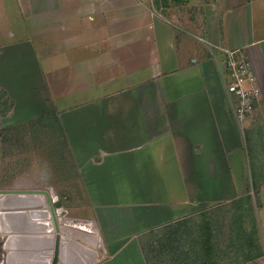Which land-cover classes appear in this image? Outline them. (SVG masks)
Instances as JSON below:
<instances>
[{
    "label": "crops",
    "instance_id": "obj_1",
    "mask_svg": "<svg viewBox=\"0 0 264 264\" xmlns=\"http://www.w3.org/2000/svg\"><path fill=\"white\" fill-rule=\"evenodd\" d=\"M201 2L203 34L197 28L184 30L177 18L164 17L149 0H0L4 95L12 105L21 97L37 113L51 105L49 87L57 84L64 88L57 97L64 99L53 103L51 117L58 119L66 136H82L84 145L96 142L101 153L94 157L97 167L107 170L104 159H116L110 156L113 152L150 158L160 169L162 196L155 203L165 197L170 208L157 205L155 211L161 214L142 219L147 226L200 212L197 206H204L199 203L204 200L189 186L186 168H202V176H210V169L224 170L215 183L242 188L264 184V0ZM236 48L247 54L261 88L256 108L242 126L218 70L226 49ZM84 71L90 74L87 79ZM163 77H171L172 97L163 92ZM67 106L72 107L74 124L62 114ZM109 120L121 122L120 127L113 129ZM143 121L154 122V128L140 127ZM104 169L88 188L93 189L94 207H99L95 192L111 197L102 203V219L111 223L107 219L117 197L109 194L121 191L124 180L118 177L122 181L113 183L117 176L105 172L109 178L103 177ZM166 215L171 219L157 223ZM136 220L133 231L140 227ZM104 227L109 256L92 264H148L142 244L120 239L130 231L108 232L109 226ZM0 237L4 242L7 235ZM187 242L189 246L191 240Z\"/></svg>",
    "mask_w": 264,
    "mask_h": 264
},
{
    "label": "rangeland",
    "instance_id": "obj_2",
    "mask_svg": "<svg viewBox=\"0 0 264 264\" xmlns=\"http://www.w3.org/2000/svg\"><path fill=\"white\" fill-rule=\"evenodd\" d=\"M149 3L164 17L177 18L178 25L184 30L197 28L203 34L205 10L201 0H149ZM223 61L221 57L218 62L221 81ZM85 71L84 78L87 79L90 74ZM170 79L171 77H163L162 87L164 94H167L166 98L172 97L168 89ZM56 85L52 84L49 87L51 96L47 97L53 100L51 105H47L44 111L38 110L37 113H33L34 108L26 104L21 97L17 98V104L12 105L11 100L0 88V189H47L51 200L58 201L54 209L58 221L64 226L62 260L58 264H81L79 260L82 264H92L105 255L109 256L105 238V235L108 237V233L104 225L109 226L108 232L115 229L118 233L120 229L130 231L128 236L120 239H124L128 244L135 241L142 244L147 250L149 264H182L180 257L185 260V256L177 257L181 252L178 251L182 248L175 251L169 247L163 248L162 242L156 241L155 237L148 233L149 230L162 227L163 224L152 227L154 223L147 226L145 220H142L143 218L153 220L158 213L161 214L160 210L155 211L157 205L159 209L170 208L168 198L164 197V201L160 203H155L154 200L162 196L160 169L153 167L150 158L144 161L140 159L139 153H135V157L131 153L130 158L128 152L111 153V157L118 156L116 159L111 158V161L105 158L103 164H106L107 170L101 168L102 165L97 167L94 157H100L101 153L95 148L96 142L92 146L90 143L84 145L82 136L75 134L66 136L58 119L51 117L56 111L52 109L53 103L64 99L57 97L64 92V88L60 89ZM58 90H61L60 94ZM23 101L20 108L19 103ZM71 108L70 106L62 108L64 109L62 114L72 119L71 122L74 124V117L69 116L73 114ZM169 108L173 113L172 102ZM109 121L113 129L120 127L121 122ZM140 127L154 128V122L143 121ZM100 169H104L100 175L103 173L102 176L105 178H109L106 176L107 173L117 176L113 183L124 180L119 188H122L121 191L115 192L112 189L109 194L117 197L112 199L107 219L112 221L111 223L105 222L102 214L104 213L102 203L111 197L105 199L95 192V202L99 207H94L91 203L93 189L90 190L88 187L96 180ZM183 171L188 172L187 180L189 186L196 190V196L204 200L199 202L204 206L198 205L197 209L206 212H196L190 216L192 219L188 223L189 234H184L181 240L188 241L196 236L198 244L205 238L210 243L208 251L199 248L201 252L198 250L197 253H191L185 264H264V184L248 183L242 188L215 183L220 174L223 175L224 170L219 168L210 169V176H202L203 169L197 167L186 168ZM251 172L253 174L256 170L251 169ZM235 195L241 197L237 202H231ZM241 208L244 209L242 214ZM25 214L0 213V226L3 229L10 228V233L13 229L17 236L27 234L29 237L24 238L31 241L28 242V247H23L21 244L19 246L18 238L10 248H4L0 237V264L18 263L15 257L17 254L22 256L23 252H29V255L26 259H19L18 264H44L42 254L44 250H49L50 242L48 238L40 239V236L46 233L44 232L46 227L42 228L43 223L40 222L32 223ZM166 216L159 218L157 223L171 219V216ZM136 219L140 221V227L139 230L133 231ZM93 228L100 237L94 238L96 233ZM244 228L248 236L242 235ZM0 231L4 234L8 232L1 228ZM3 233L1 236H4ZM182 250L185 251L186 247ZM6 254L9 260H5Z\"/></svg>",
    "mask_w": 264,
    "mask_h": 264
},
{
    "label": "water",
    "instance_id": "obj_3",
    "mask_svg": "<svg viewBox=\"0 0 264 264\" xmlns=\"http://www.w3.org/2000/svg\"><path fill=\"white\" fill-rule=\"evenodd\" d=\"M57 204L58 201L53 202L51 200L50 193L47 189H0V213H26L25 215L32 223L36 224L40 222L43 223V228L46 227L44 228V232L46 233H42V236H40V239L48 238L50 242L49 250H44V254H42L44 264H58L62 260V242L64 237L62 232L64 226H62V224L57 219V215L54 209V205ZM33 209H38L37 211L40 213V215L34 216ZM38 217H40V219L36 220ZM6 231H8V235L3 242L4 248H10V246L14 244L16 239L18 241V238L19 246L21 244V246L23 247H28V242H31L28 240V238H24V236L29 237L27 234H20V236H17L18 234H15L16 231H13V229L11 231L12 233H10V228L6 229ZM94 238H97V235H94ZM32 243L35 244L34 241H32ZM39 243L43 244L42 242ZM28 255L29 252H23L22 256L20 254H17L15 260L18 259L19 263V259H26ZM7 259L9 260L6 254L5 260ZM79 263L82 264L80 260Z\"/></svg>",
    "mask_w": 264,
    "mask_h": 264
},
{
    "label": "built area",
    "instance_id": "obj_4",
    "mask_svg": "<svg viewBox=\"0 0 264 264\" xmlns=\"http://www.w3.org/2000/svg\"><path fill=\"white\" fill-rule=\"evenodd\" d=\"M223 60L222 81L229 104L242 126V122L252 116L261 95V88L244 50L226 49Z\"/></svg>",
    "mask_w": 264,
    "mask_h": 264
},
{
    "label": "trees",
    "instance_id": "obj_5",
    "mask_svg": "<svg viewBox=\"0 0 264 264\" xmlns=\"http://www.w3.org/2000/svg\"><path fill=\"white\" fill-rule=\"evenodd\" d=\"M253 188H254V186H253ZM237 199L232 200L231 202H237L238 201ZM243 211H244V209L241 208V214ZM202 212L205 213L206 210H204ZM191 219H192V217H188V218L180 219V220H177L174 222H169L167 224H164L162 227L148 231L149 234H152L155 237L156 241L162 242L163 248L169 247L170 250L175 251L176 249H179V248L185 249V247H186L185 251H183L181 249L178 251V253L180 251L181 252L179 254H177V257H179L181 255L185 256V260H183L182 257H180L182 264H185V261L190 258L191 253H193V254L197 253L198 250L200 252H201V250L208 251V246H210L209 241L205 240L206 238L203 241H200L198 244L197 237L194 236V238L191 239V244L189 243V246H188L187 240L186 241L181 240V237H183L184 234H189L188 233V231H189L188 230V225H189L188 223L190 222ZM252 225L255 226L253 222H252ZM253 232H255V231H253ZM242 235L248 236L245 228L242 229ZM142 248H143L144 255H145V257L148 261V264H149V260H148V256H147V250L144 246Z\"/></svg>",
    "mask_w": 264,
    "mask_h": 264
},
{
    "label": "bare ground",
    "instance_id": "obj_6",
    "mask_svg": "<svg viewBox=\"0 0 264 264\" xmlns=\"http://www.w3.org/2000/svg\"><path fill=\"white\" fill-rule=\"evenodd\" d=\"M38 209H33V215L34 216H39L40 215V213L37 211ZM40 219V217H38L36 220H39ZM0 228L3 230V231H6V229H3L1 226H0ZM1 233H3L2 231H0V234ZM4 234V233H3ZM6 235H8V232H6L5 233ZM5 241V240H4Z\"/></svg>",
    "mask_w": 264,
    "mask_h": 264
}]
</instances>
